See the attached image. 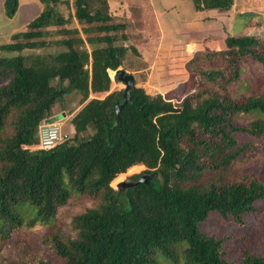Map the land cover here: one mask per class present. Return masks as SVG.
I'll list each match as a JSON object with an SVG mask.
<instances>
[{"label":"trees","instance_id":"1","mask_svg":"<svg viewBox=\"0 0 264 264\" xmlns=\"http://www.w3.org/2000/svg\"><path fill=\"white\" fill-rule=\"evenodd\" d=\"M38 1L41 13L0 45V254L78 198L99 204L74 217L76 238L45 239L62 264H264L249 235L219 237L200 228L211 215L250 226L264 218L261 174L238 176L240 163L264 150L260 37L228 35L222 48L212 40L174 42L157 63L160 82H186L193 91L174 104L135 83L117 120L125 87L114 89L110 71L130 51L140 55L124 45L128 25L116 21L107 0H73L83 38L66 27L61 0ZM193 1L197 13L210 14L195 21L228 20L235 9V0ZM20 4L4 0L6 17L13 19ZM87 43L91 51L78 47ZM73 92L81 104L90 94L111 93L77 113L74 138L40 148L41 126ZM140 165L145 170L130 176L134 185L114 186ZM20 264L53 263L35 256Z\"/></svg>","mask_w":264,"mask_h":264},{"label":"rangeland","instance_id":"2","mask_svg":"<svg viewBox=\"0 0 264 264\" xmlns=\"http://www.w3.org/2000/svg\"><path fill=\"white\" fill-rule=\"evenodd\" d=\"M115 1L121 3V5L111 6L109 4V7L111 10H115L116 21L128 25L129 41L124 45L136 47L140 54L137 56L130 51L121 68L134 76L135 83L138 86L144 87L151 94H163L165 98L173 101L174 104H179L185 96L193 91L186 82L172 85H163L160 82L157 63L163 55L169 52L174 42L212 40L215 48H222L228 35L252 34L260 37L261 42L264 44V0H237L236 10L232 11L233 17L228 20L216 22L192 21L187 23H180L179 13H170L167 17H163L166 20L162 23L157 22L151 8L142 4L150 0H112V5ZM127 2L134 4L130 6L126 4ZM42 9L43 6L38 0H21L17 15L13 19H9L4 13V0H0V45L10 42L14 33L26 30L30 21L37 17ZM60 10L70 20L66 27L68 29H79L80 36L87 38V35L83 32V25L75 18L73 0H61ZM223 26H226L227 31L223 30ZM71 36L76 37L77 35L72 33ZM78 47L86 48L89 51L94 48L88 43ZM44 52H51V50L30 51V53ZM257 70L258 68L254 67V71L257 72ZM112 72L110 71L115 82L114 89L120 86L124 88L123 83L118 84L116 82L115 72ZM80 101L81 96L72 93L67 95L64 102L58 104L54 111L63 110L69 117L73 116L85 105L80 104ZM66 114L60 113L53 118L61 124L63 140L70 138L68 137L70 132H66L70 125L63 123ZM245 120L249 122L252 117L247 116ZM92 133L93 130L89 129L81 136L87 137ZM66 134L68 136H65ZM74 137L75 135H72V138ZM144 170L143 165H140L139 169L136 170L132 168L129 172L120 175L114 182V186L130 184L132 182L130 176L139 174ZM244 173H260L264 179V150L240 163L238 176ZM154 176L156 175L151 174L144 178L150 179ZM98 204L99 201L91 199H72L69 204L58 210L51 222L28 229L24 235L19 237L18 240L20 241L6 243L0 254V264H20L22 260L31 259L35 256H44L53 264H62L53 248V244L51 242L47 243L45 239L49 236H57L64 241L76 238L77 233L73 228L74 217L84 213L89 208L96 207ZM253 222L252 226L248 224L238 225L234 221L230 222L216 215H211L205 222L200 224V228L210 235L219 237L247 234L264 252V218L262 216L254 218Z\"/></svg>","mask_w":264,"mask_h":264},{"label":"crops","instance_id":"3","mask_svg":"<svg viewBox=\"0 0 264 264\" xmlns=\"http://www.w3.org/2000/svg\"><path fill=\"white\" fill-rule=\"evenodd\" d=\"M108 3L111 5V6H119L121 5V3H119L118 1H115L114 2V5H112V0H107ZM144 2V1H143ZM124 4V3H123ZM122 4V5H123ZM127 5H133V4H130V2H127L126 3ZM136 4V3H135ZM143 6H147V7H150L151 10H152V13L155 17V20L157 22H163L164 20L166 19H163V17H167L170 13H179L180 14V23H187V22H201V21H195L196 18L198 17H204V16H209L210 14H205V13H197L196 12V8H195V3L193 0H150L148 2H144L142 3ZM141 4V5H142ZM137 5V4H136ZM236 7H237V0H235V9L233 11L236 10ZM114 12V16L115 18H117V15L115 13V10L113 9L112 10ZM213 15H218L217 13H214ZM232 17H233V14H232ZM204 21V20H203ZM162 27V26H161ZM163 31V30H162ZM122 83V82H121ZM121 87V86H120ZM73 93H77V92H73ZM111 93V92H110ZM110 93H108L107 95H109ZM72 94V93H70ZM70 94H67V95H70ZM79 94V93H77ZM66 95V96H67ZM80 95V94H79ZM106 95V96H107ZM65 96V97H66ZM81 96V95H80ZM92 96H94L93 98H91ZM106 96L104 97H99L98 94H90L89 98L87 101H85L84 103L82 104H85L83 106V108L92 100V99H104ZM64 97V99H65ZM64 99L61 101V102H58L53 110H52V116L50 118V121L52 122H57L55 121L53 118H55L58 114L60 113H64L66 114L63 110H56L54 111V109L56 108V106L60 103H63L64 102ZM81 99H82V96H81ZM80 104H81V101H80ZM82 108V109H83ZM81 109V110H82ZM80 110V111H81ZM79 111V112H80ZM78 112V113H79ZM75 116L77 115V113L74 114ZM70 116L68 114L65 115V119L63 121V123H65L66 125H70V127H68V130L66 131L67 133H69V137H72V135H75L76 134V130H75V127L72 123V120L75 116ZM58 123V122H57ZM60 124V123H59ZM63 125V124H62ZM61 126V124H60ZM69 131V132H68ZM67 134L65 136H68Z\"/></svg>","mask_w":264,"mask_h":264},{"label":"water","instance_id":"4","mask_svg":"<svg viewBox=\"0 0 264 264\" xmlns=\"http://www.w3.org/2000/svg\"><path fill=\"white\" fill-rule=\"evenodd\" d=\"M115 79H117L118 81L122 82L125 85L124 101L122 103H117L115 106V112H116L117 120H118L120 111L123 109V107L126 104H128L131 101L132 91L135 87V78L132 74H129L126 72V70L120 68L117 71H115ZM144 177H147V175L143 176L139 181L147 182L149 180ZM134 184H135L134 182H131L130 184L118 185L116 187L119 190H123L125 188L131 187Z\"/></svg>","mask_w":264,"mask_h":264},{"label":"built area","instance_id":"5","mask_svg":"<svg viewBox=\"0 0 264 264\" xmlns=\"http://www.w3.org/2000/svg\"><path fill=\"white\" fill-rule=\"evenodd\" d=\"M39 136L40 148L44 150L52 149L63 140L61 126L57 122H52L41 126Z\"/></svg>","mask_w":264,"mask_h":264}]
</instances>
